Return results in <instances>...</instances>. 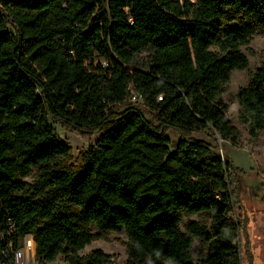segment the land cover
I'll use <instances>...</instances> for the list:
<instances>
[{"label":"trees","instance_id":"1","mask_svg":"<svg viewBox=\"0 0 264 264\" xmlns=\"http://www.w3.org/2000/svg\"><path fill=\"white\" fill-rule=\"evenodd\" d=\"M256 34L264 0H0V222L34 236L38 264H111L102 249L81 254L107 231L128 235L127 264H242L239 173L193 133L240 145L220 98ZM238 100L256 139L264 62ZM54 122L99 133L79 165ZM194 214L206 221L184 222ZM195 238L208 247L198 259Z\"/></svg>","mask_w":264,"mask_h":264},{"label":"rangeland","instance_id":"2","mask_svg":"<svg viewBox=\"0 0 264 264\" xmlns=\"http://www.w3.org/2000/svg\"><path fill=\"white\" fill-rule=\"evenodd\" d=\"M241 49L249 58V67L232 71L226 84V91L220 98L228 104L227 115L240 131V145L234 146L229 141H223L220 135L213 137L207 131L194 132L193 136L205 139L218 146L221 153L229 156L233 168L239 173L235 177L234 189L236 192L232 214L238 221L242 222L239 231L242 264H264V131L260 133L258 138H250L246 125L240 120L241 108L238 100L240 87L249 82L251 74L264 62V35H254L248 44L242 45ZM147 55L148 52L139 54L135 58L133 66L145 68ZM99 63L106 65L107 62L104 59H99ZM127 103L140 108L148 119L157 122L155 114L143 102L133 103L128 99ZM54 125L61 139L71 146L70 164L79 165L82 153L95 144L99 133L77 130L58 122H54ZM167 133L173 140L170 145L173 149L180 133L173 128H170ZM28 180L32 181L33 178L28 177ZM188 219L206 221L204 215L197 214L186 216L184 222ZM182 227L184 228V224H182ZM93 232L97 233V230ZM128 240L129 237L125 232H103L96 236L91 244L81 250V254H88L92 250L102 249L110 254L111 264H127L129 257L127 251ZM207 251V245L195 238L192 244L194 259H198ZM57 263H64V257L60 256L56 262L49 264Z\"/></svg>","mask_w":264,"mask_h":264},{"label":"built area","instance_id":"3","mask_svg":"<svg viewBox=\"0 0 264 264\" xmlns=\"http://www.w3.org/2000/svg\"><path fill=\"white\" fill-rule=\"evenodd\" d=\"M129 96L133 103H144L142 95L138 92H131ZM15 233V225L11 220L0 222V264H36L37 242L34 236H17Z\"/></svg>","mask_w":264,"mask_h":264}]
</instances>
